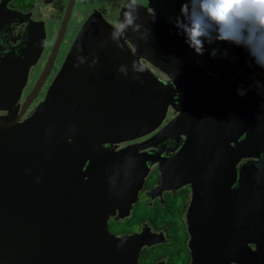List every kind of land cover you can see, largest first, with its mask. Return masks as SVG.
Masks as SVG:
<instances>
[{
	"label": "water",
	"instance_id": "95a60500",
	"mask_svg": "<svg viewBox=\"0 0 264 264\" xmlns=\"http://www.w3.org/2000/svg\"><path fill=\"white\" fill-rule=\"evenodd\" d=\"M180 21L126 5L118 28L93 13L24 119L21 99L45 31L19 51L0 52V264H139L142 248L159 236L119 237L108 226L113 216H130L159 161L141 152L156 137L184 144L174 176L201 175L223 191L240 159H259L240 172L248 205L238 238L229 241L210 212L190 211L188 224L197 261L264 264V70L248 68L243 51L241 66L226 74L224 61L236 65L195 54ZM241 83L251 87L245 97L236 94Z\"/></svg>",
	"mask_w": 264,
	"mask_h": 264
},
{
	"label": "flooded vegetation",
	"instance_id": "af4514ba",
	"mask_svg": "<svg viewBox=\"0 0 264 264\" xmlns=\"http://www.w3.org/2000/svg\"><path fill=\"white\" fill-rule=\"evenodd\" d=\"M184 2L185 0H0V5L2 4L0 12L3 16V21L0 22V52H6L13 46L19 51L26 46L30 36L37 37L41 30L45 31L43 52L30 68L28 82L22 95L21 107H24L25 113L21 119L27 117L44 99L77 34L93 13H101L107 22L121 28V13L124 7L139 5L161 19L173 23L182 20L180 9ZM208 47L228 49L229 56L224 59L236 67H227L228 64L224 61L226 67L223 71L226 74L234 73L241 66L238 54L243 53L242 48L230 46L226 42ZM242 72L243 69H240L230 79H237L244 74ZM254 76L260 75L251 74L247 77ZM174 115V112L170 111L168 120ZM154 134L119 144L118 149L142 142ZM244 137L245 135L241 140ZM150 143L151 146L142 149L141 152L159 161L149 167V173L130 216L124 219L113 216L109 221V230L119 237L143 231L159 236L157 243L142 248L139 264H205L197 261L192 254V234L188 224L190 211L195 212L196 218L201 212H210L215 223L228 229L229 241L238 238L234 231L244 225L248 205L243 198L245 193L243 182L241 191L238 189L239 178L241 174L243 176L248 172L250 162L259 159L250 157L240 159L235 167L236 181L227 182L228 188L223 191L219 189L220 186L211 182L212 179L207 181L201 175L196 181L190 180V176L184 173H181L185 175L184 178L173 175L175 169L171 165L178 163V159L175 161L173 158L179 156L183 149L184 144L181 141L156 137ZM229 171L232 172V168H229ZM135 213L136 221L132 224L127 223ZM250 245L255 248L254 244ZM241 255L243 257L242 253Z\"/></svg>",
	"mask_w": 264,
	"mask_h": 264
},
{
	"label": "clouds",
	"instance_id": "9594fccd",
	"mask_svg": "<svg viewBox=\"0 0 264 264\" xmlns=\"http://www.w3.org/2000/svg\"><path fill=\"white\" fill-rule=\"evenodd\" d=\"M180 13L178 33L195 54L228 58L227 48L206 47L226 42L247 53L248 68L264 70V0H185ZM250 90L241 83L236 94L245 97Z\"/></svg>",
	"mask_w": 264,
	"mask_h": 264
},
{
	"label": "trees",
	"instance_id": "16d2710c",
	"mask_svg": "<svg viewBox=\"0 0 264 264\" xmlns=\"http://www.w3.org/2000/svg\"><path fill=\"white\" fill-rule=\"evenodd\" d=\"M136 219H137V215H136V213H135V215H133V216H131L130 218H129V220L127 221V223H134L135 221H136ZM124 226H126V223L124 224Z\"/></svg>",
	"mask_w": 264,
	"mask_h": 264
}]
</instances>
